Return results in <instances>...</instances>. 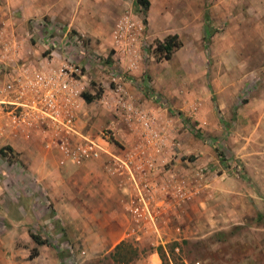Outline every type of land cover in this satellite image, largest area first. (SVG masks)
Segmentation results:
<instances>
[{
  "label": "rangeland",
  "instance_id": "obj_1",
  "mask_svg": "<svg viewBox=\"0 0 264 264\" xmlns=\"http://www.w3.org/2000/svg\"><path fill=\"white\" fill-rule=\"evenodd\" d=\"M150 1L145 16L135 0H126L128 16L118 19L117 25L129 26L130 31L134 28L133 39L129 44H116L113 50L96 51L99 40L75 30L43 38L50 45L43 56L56 58V69L81 68L82 92L100 93L94 104L115 120L116 125L107 123L103 129L115 134L110 143L118 148L116 153L109 148L102 153L118 161L111 169L140 177L132 180L123 211L109 212L114 216L115 229L110 235L114 239L107 243L102 237L105 211L90 210L87 213L94 218L84 241L71 242L45 196L42 205L47 218L29 232L35 230L49 245L37 259L30 260L35 243L18 242V247L29 252L22 251L13 264H115L113 254L120 244L115 242L122 237L139 253L131 264H264V214L255 213L241 224L221 227L211 223L215 215L210 211L200 227L195 222L197 197L212 201L215 180L232 178L253 187L242 159L232 149L236 142L226 139L236 129V118L227 119L218 111L216 93L223 91V107L231 105L235 110L249 100L251 92L260 86L264 89V0ZM169 34H178L183 47L171 61L157 62L155 41ZM120 94L139 112H144L142 103L148 100L153 110L151 137L172 140L157 153L145 147L138 164L132 161L138 148L122 143L126 137L146 138L149 132L116 111ZM135 96H139V104ZM117 125L124 128L125 136L118 134ZM190 128L206 138L196 137ZM180 133L186 134L183 139ZM14 178L11 181L0 175V187L18 188L16 182L21 180ZM6 192L0 203L4 212L10 202L22 204L21 198L16 196L18 201H14ZM1 223L2 218L3 235L7 228ZM123 223L129 225L127 235L121 233Z\"/></svg>",
  "mask_w": 264,
  "mask_h": 264
},
{
  "label": "crops",
  "instance_id": "obj_2",
  "mask_svg": "<svg viewBox=\"0 0 264 264\" xmlns=\"http://www.w3.org/2000/svg\"><path fill=\"white\" fill-rule=\"evenodd\" d=\"M126 9V0H0V151H5V155L0 153V175L11 181L14 177L21 180L15 181L19 183L17 187L20 191L14 187H0V203L7 194L6 190L14 201L17 200L16 196L22 199V204L10 202L9 207L5 208L6 212L0 209L3 210L0 212V218L3 219L1 224L7 228L3 235L0 233V264H13L22 251L29 252L27 248L18 247L17 243H28L29 240L34 242L29 228L39 226L47 218L45 206L42 205L45 196L46 200L53 203L55 217L63 225L71 242L84 241L88 228L92 227L90 220L94 218L93 215H88L90 210L105 211L106 222L102 228L105 231L102 237L107 243L114 239V236H110L115 229L112 224L114 216L109 212L123 211L127 193L132 188V180H139L140 177L133 173L131 177L124 169H111L115 167V160L108 154L99 159L77 163L56 149L45 150L48 139L45 138L43 124L26 110L15 116L8 111L13 106L2 105L1 102L6 103V100L12 98L5 86L14 72L25 65H36L48 59L42 54L50 46L43 39L48 34H67L75 30L81 36L86 35L93 41L99 40L96 51H110L116 48V44L131 43L134 28L130 31L129 26L117 25L118 19L128 16ZM57 50L58 48L52 49L53 57ZM55 59L50 60L54 63ZM224 97L223 91L216 93L218 111L227 119L231 116L236 118V129L226 139L236 142V147L232 149L242 159L253 187L236 183L232 178L215 180L212 201L197 197L195 222L198 227L205 222L206 214L209 217L210 211L215 215L210 219L211 223L221 227L241 224L245 217L255 213L264 214V89L260 86L259 90L251 92L249 100L243 106H236L235 110L231 105L223 107ZM95 100L88 104L82 99L86 107L81 105L77 111V131L116 153V144L103 142L100 135L105 125H114L115 120L110 113L97 108ZM135 103H140L139 96H135ZM142 106L146 115L153 112L148 100ZM120 126L117 125L118 134L125 136L124 128ZM185 135L180 133V139ZM124 139V147L138 148L137 152H133L138 154H133L132 161L136 164L139 163V158L143 159L140 153L145 152V147L153 151L151 148H156L155 146L161 147L163 143L165 147H169L172 142L166 139L150 146L142 139ZM74 140L79 141L80 138L75 137L72 141ZM117 158L128 163L122 156ZM120 227L121 233L127 235L129 225L123 223ZM119 230H116L118 234ZM32 233L38 235L35 230ZM124 239L122 237L115 244ZM35 246L40 256L46 245Z\"/></svg>",
  "mask_w": 264,
  "mask_h": 264
},
{
  "label": "built area",
  "instance_id": "obj_3",
  "mask_svg": "<svg viewBox=\"0 0 264 264\" xmlns=\"http://www.w3.org/2000/svg\"><path fill=\"white\" fill-rule=\"evenodd\" d=\"M81 71L77 66L56 69L50 59L40 61L36 65H25L18 72H14L5 86L8 95L12 97L11 100H6V103L1 102L2 105L13 106L8 111L13 112L15 116L24 110L30 113L45 127V138L48 139L45 147L56 149L60 154L77 163L98 159L106 150L102 143L80 135L76 128L77 111L83 99ZM116 111L120 114L125 113L132 125L138 124L149 132V136L142 140L148 142L150 146L154 142L163 141V138L151 137L152 115L139 112L122 94L117 100ZM101 134H103L101 140L105 143H110L111 136L115 135L104 131ZM75 137H79L80 140L72 141ZM155 147L151 149L157 153L165 145L162 143L161 147ZM186 264L202 263L197 261Z\"/></svg>",
  "mask_w": 264,
  "mask_h": 264
},
{
  "label": "trees",
  "instance_id": "obj_4",
  "mask_svg": "<svg viewBox=\"0 0 264 264\" xmlns=\"http://www.w3.org/2000/svg\"><path fill=\"white\" fill-rule=\"evenodd\" d=\"M136 6L143 10L144 15L149 12L151 8L150 0H135ZM144 23L147 24L146 19H144ZM183 47V41L181 40L178 34H169L164 39H157L155 41V48L153 54L156 57L157 62L162 61H171L175 54ZM83 99L85 102L92 103L95 99H99L101 94H97L94 96L90 93H83ZM181 115V114H180ZM190 131L198 138L205 139V135L194 128H190ZM6 150H11L10 148H6ZM1 154L5 155V151L1 150ZM31 238L35 242L37 246L49 245L47 240H44L40 235L31 233ZM177 245V244H176ZM159 254L163 255V248H158ZM39 256V251L37 248H34L31 252L30 259H35ZM139 253L137 250H132V246L124 241L121 242L115 250L113 254L115 264H131L137 257Z\"/></svg>",
  "mask_w": 264,
  "mask_h": 264
}]
</instances>
